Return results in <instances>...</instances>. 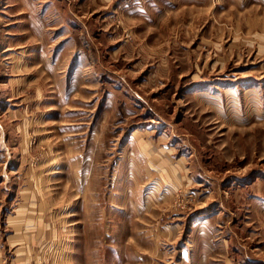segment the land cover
Here are the masks:
<instances>
[{
	"label": "rangeland",
	"instance_id": "rangeland-1",
	"mask_svg": "<svg viewBox=\"0 0 264 264\" xmlns=\"http://www.w3.org/2000/svg\"><path fill=\"white\" fill-rule=\"evenodd\" d=\"M0 264H264V0H0Z\"/></svg>",
	"mask_w": 264,
	"mask_h": 264
}]
</instances>
